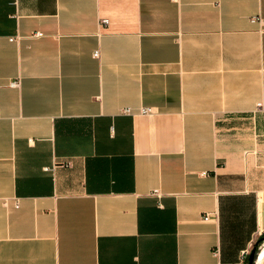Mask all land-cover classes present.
Returning <instances> with one entry per match:
<instances>
[{
    "label": "crops",
    "instance_id": "crops-1",
    "mask_svg": "<svg viewBox=\"0 0 264 264\" xmlns=\"http://www.w3.org/2000/svg\"><path fill=\"white\" fill-rule=\"evenodd\" d=\"M253 17L264 0H0V264L248 258L264 234Z\"/></svg>",
    "mask_w": 264,
    "mask_h": 264
},
{
    "label": "built area",
    "instance_id": "built-area-1",
    "mask_svg": "<svg viewBox=\"0 0 264 264\" xmlns=\"http://www.w3.org/2000/svg\"><path fill=\"white\" fill-rule=\"evenodd\" d=\"M251 21H252V22H256V23H258V24L260 25V27H263V28H264V18L262 19L261 17H253V18L251 19ZM102 23H103V24H106V23H108V20L104 19V20L102 21ZM37 35H39V34H37ZM93 56H94L95 58H98V56H99V52L94 51ZM15 84H16L15 82L12 83V85H15ZM258 106H260V105H258ZM122 113H124V114H126V115H134V114H138V115H139V114H142V115H150V114L152 113V110H151L150 108H147V107H140L138 111L133 112L131 109H129V108H125V109H123V112H122ZM153 194L156 195V196L158 195L156 191L153 192ZM214 255H217V251L214 252ZM243 255H244V254H243ZM247 259H248V258L244 255V256L239 260L238 263H232V264H247Z\"/></svg>",
    "mask_w": 264,
    "mask_h": 264
},
{
    "label": "water",
    "instance_id": "water-1",
    "mask_svg": "<svg viewBox=\"0 0 264 264\" xmlns=\"http://www.w3.org/2000/svg\"><path fill=\"white\" fill-rule=\"evenodd\" d=\"M264 241V240H263ZM256 248H252V250L250 251V253L248 254V259H247V264H253L255 257H256Z\"/></svg>",
    "mask_w": 264,
    "mask_h": 264
},
{
    "label": "trees",
    "instance_id": "trees-1",
    "mask_svg": "<svg viewBox=\"0 0 264 264\" xmlns=\"http://www.w3.org/2000/svg\"><path fill=\"white\" fill-rule=\"evenodd\" d=\"M264 240V234H262V236L260 237V239L255 243L253 248H256L259 246L260 243H262Z\"/></svg>",
    "mask_w": 264,
    "mask_h": 264
}]
</instances>
